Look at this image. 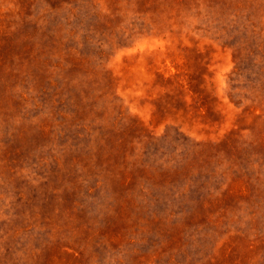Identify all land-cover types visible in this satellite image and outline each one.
<instances>
[{
    "label": "rangeland",
    "instance_id": "rangeland-1",
    "mask_svg": "<svg viewBox=\"0 0 264 264\" xmlns=\"http://www.w3.org/2000/svg\"><path fill=\"white\" fill-rule=\"evenodd\" d=\"M0 264H264V0H0Z\"/></svg>",
    "mask_w": 264,
    "mask_h": 264
}]
</instances>
